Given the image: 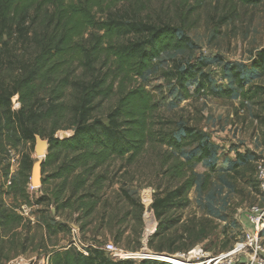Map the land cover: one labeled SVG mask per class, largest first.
I'll return each instance as SVG.
<instances>
[{
    "label": "trees",
    "instance_id": "16d2710c",
    "mask_svg": "<svg viewBox=\"0 0 264 264\" xmlns=\"http://www.w3.org/2000/svg\"><path fill=\"white\" fill-rule=\"evenodd\" d=\"M172 1L174 15L154 18L147 12V0H0V72L14 74L11 86L0 87L1 149L6 143L35 144L38 137L48 141L42 172L53 170L42 178L41 187L46 179L56 181L49 199L56 210L77 213L81 231L95 212L97 194L112 181L110 168L115 162L121 170L152 149L148 154L158 164V173L168 179L151 203L158 226L147 246L157 254L183 252L201 242L176 246L182 238L180 212L197 181L193 166L211 156L212 146L195 126L161 114L160 101L146 80L159 74L186 98L192 96L188 84L195 80L194 92L204 89L217 97L233 93L231 88L212 89L203 61L183 64L172 59L162 66L165 52L191 47L188 32L197 22L194 12L208 0ZM233 1L254 5L262 0ZM124 3L126 8L118 7ZM252 66L264 74V48ZM235 78L243 88L244 78L238 72ZM14 94L20 97L18 108L13 107ZM115 98L111 110L99 115L102 103ZM68 130L74 135L62 139L59 133ZM178 130L183 134L179 136ZM195 144L201 152L183 159L181 152ZM30 166L31 161L23 168L24 183L31 180ZM12 185L25 195L18 180ZM124 195L133 205L143 206L127 190ZM22 222L20 214L0 207V236ZM46 227L52 224L46 222ZM48 257L50 264H171L149 258L116 260L98 247L85 255L67 246L52 250Z\"/></svg>",
    "mask_w": 264,
    "mask_h": 264
},
{
    "label": "rangeland",
    "instance_id": "374dc122",
    "mask_svg": "<svg viewBox=\"0 0 264 264\" xmlns=\"http://www.w3.org/2000/svg\"><path fill=\"white\" fill-rule=\"evenodd\" d=\"M147 2V12L154 18H167L168 14L175 13L176 5L172 0ZM118 7L124 9L127 4ZM194 17L197 18L196 25L188 32L191 47L165 52L161 56L162 66L166 67L172 59L183 64L203 61L212 89L231 88V96L217 97L205 93L204 89L194 92L198 81L195 80L189 82L193 94L186 98L159 74L149 75L146 84L159 99L161 114L195 126L203 134L204 142L212 146L211 156L193 166L197 181L189 191L187 207L180 212L178 234L182 238L176 246L187 248L201 241L209 253L217 255L231 250L241 239L246 225L249 226L246 213L252 205L261 203L256 161L264 154V91L259 89L264 88V74L252 66V61L264 48V0L254 5L238 4L233 0H208L198 6ZM235 72L244 78L243 88L237 83ZM13 75L9 70H2L0 87L11 86ZM12 98L18 100L17 105L13 103V107L18 108L21 105L19 95L14 94ZM116 99L104 101L98 114L105 116ZM177 134L182 135L183 130H178ZM39 145L46 147L42 158L37 152ZM4 146V149L0 147V207L14 210L23 217V222L10 232H2L0 264H9L19 255L27 258L48 256L54 249L74 246V229H78V236L84 243L99 245L113 241L128 251H152L144 243L148 227L150 231L151 226L155 230L158 226L151 208L153 194L166 188L168 181L158 173V164L149 156L154 152L152 149L121 170H118L119 161L115 162L110 168L112 181L97 194L95 212L81 231L77 213L56 210L49 199L56 181L46 179V185L34 188L30 186L31 180L23 182V168L31 161L32 175L34 164L47 155L48 141L38 137L35 144L21 142L18 147L8 143ZM9 148L15 149V159L19 163L15 170L11 168ZM200 152L201 147L195 144L185 148L180 155L188 159ZM52 170L50 167L42 178ZM14 180L25 186V195L12 188ZM124 190L143 206L133 205ZM25 204L33 207L32 215L19 212ZM46 222L52 224L50 229ZM13 232L17 233L16 237Z\"/></svg>",
    "mask_w": 264,
    "mask_h": 264
},
{
    "label": "built area",
    "instance_id": "2783aa9c",
    "mask_svg": "<svg viewBox=\"0 0 264 264\" xmlns=\"http://www.w3.org/2000/svg\"><path fill=\"white\" fill-rule=\"evenodd\" d=\"M9 155L12 157V170H15L19 163L15 158V149L9 148ZM256 177L259 182L261 192V203L252 205L246 213L249 226L246 225L245 231L240 240L233 248L227 252L217 255L209 253L202 242L194 244L191 248L175 254H157L152 251L141 250L133 252L120 248L113 241H106L99 245L84 243L79 238L78 229H74V245L83 254L88 255L91 247H98L106 251L116 260L128 259H155L171 264H264V154L256 161ZM11 182H9L10 184ZM31 187L32 184H30ZM32 206L22 205L19 212L22 215H32ZM155 232V227L147 233L144 245L147 246V239ZM9 264H50L49 257L45 254L38 257L27 258L19 255L12 259Z\"/></svg>",
    "mask_w": 264,
    "mask_h": 264
},
{
    "label": "water",
    "instance_id": "95a60500",
    "mask_svg": "<svg viewBox=\"0 0 264 264\" xmlns=\"http://www.w3.org/2000/svg\"><path fill=\"white\" fill-rule=\"evenodd\" d=\"M13 103H14V105H17L18 104V100L17 99H14L13 100ZM73 135H74V131H62L60 133V137L62 139L69 138V137H71ZM43 148L46 149V147H44V145L43 146L42 145H39L37 147V152L40 154L41 152H43ZM42 163H43V160L40 159L33 166L32 177H31V184L34 187H41L42 186V176H43Z\"/></svg>",
    "mask_w": 264,
    "mask_h": 264
},
{
    "label": "bare ground",
    "instance_id": "6f19581e",
    "mask_svg": "<svg viewBox=\"0 0 264 264\" xmlns=\"http://www.w3.org/2000/svg\"><path fill=\"white\" fill-rule=\"evenodd\" d=\"M44 154H45V148H43V152H41L40 154L38 153L39 157H41V158L44 156ZM153 228H154V226H151V227H150V231H151ZM148 229H149V227H148ZM148 229H147V233L150 232Z\"/></svg>",
    "mask_w": 264,
    "mask_h": 264
},
{
    "label": "crops",
    "instance_id": "0c3cea01",
    "mask_svg": "<svg viewBox=\"0 0 264 264\" xmlns=\"http://www.w3.org/2000/svg\"><path fill=\"white\" fill-rule=\"evenodd\" d=\"M142 249H143V247H142ZM149 250V249H148Z\"/></svg>",
    "mask_w": 264,
    "mask_h": 264
}]
</instances>
